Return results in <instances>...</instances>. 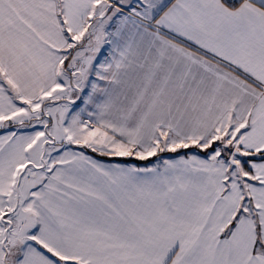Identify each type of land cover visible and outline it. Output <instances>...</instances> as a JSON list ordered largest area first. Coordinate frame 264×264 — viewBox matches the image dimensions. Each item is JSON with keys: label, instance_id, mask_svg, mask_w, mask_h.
<instances>
[{"label": "snow or ice", "instance_id": "1", "mask_svg": "<svg viewBox=\"0 0 264 264\" xmlns=\"http://www.w3.org/2000/svg\"><path fill=\"white\" fill-rule=\"evenodd\" d=\"M0 264H264V0H0Z\"/></svg>", "mask_w": 264, "mask_h": 264}]
</instances>
